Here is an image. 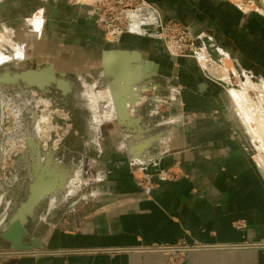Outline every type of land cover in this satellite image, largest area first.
I'll use <instances>...</instances> for the list:
<instances>
[{
  "label": "crops",
  "instance_id": "1",
  "mask_svg": "<svg viewBox=\"0 0 264 264\" xmlns=\"http://www.w3.org/2000/svg\"><path fill=\"white\" fill-rule=\"evenodd\" d=\"M76 1L20 0V31L33 37L21 34L15 42L24 56L0 64L33 62L44 68L32 80L56 75L70 95L81 84L90 113L88 136L68 147L73 173L54 166L37 174L40 188L8 221L13 199L0 198V264H264V169L229 87L195 58L168 54L154 10L131 12L127 30L107 33L95 9ZM146 1L165 21L214 39L236 80L264 79L263 15L232 0ZM31 15L43 16L37 30ZM104 85L106 93L97 90ZM255 95L262 110L261 92ZM108 125L113 130L103 135ZM85 174L96 186H76ZM140 177L151 182L149 191ZM33 192H45L37 205ZM181 241L193 246L176 254L159 248ZM21 252L33 257L16 259Z\"/></svg>",
  "mask_w": 264,
  "mask_h": 264
},
{
  "label": "rangeland",
  "instance_id": "2",
  "mask_svg": "<svg viewBox=\"0 0 264 264\" xmlns=\"http://www.w3.org/2000/svg\"><path fill=\"white\" fill-rule=\"evenodd\" d=\"M67 1L78 2L76 0H66V2ZM80 1L82 3L90 4L91 6L92 3H97L95 0ZM232 1L240 5L244 11L249 13L255 12L264 16V0ZM70 3L68 2L69 5H72ZM115 3H117L115 0H103L101 3V10H96L98 17L102 14L108 19L109 15H105V13H109L110 7L114 9V14L117 15V13H120L123 4ZM92 8L94 7L92 6ZM2 11L3 14L6 12L9 13V17L6 16V14L2 15ZM21 20L24 22V19L21 18ZM30 21L34 24V27L37 30L43 25V16L36 15L33 17L31 15ZM36 21H39L38 26L36 25ZM29 27L32 28V24H30ZM12 28L16 29L15 33L11 30ZM20 29V0H0V48H3V51L6 54L1 49L0 53L8 56L9 59L10 56H13L15 53L18 55L16 49L17 46L20 47L19 50L21 49V46L15 41L20 42L23 36H26L25 39L28 38L27 40L33 37L28 30L26 31L27 33H25L20 31ZM109 32L110 29H108L107 33ZM13 35L16 36L14 39H12ZM39 35H41V33H38L37 36ZM59 37L60 39L62 38L61 36ZM30 41H32V39ZM13 49H15L16 52H14ZM217 50H222L221 52H224L227 55L222 58L224 65H226V67L224 66V69L218 62H214L213 65L208 66L205 61H202L207 56L206 54L201 53L198 55V59L195 57L193 58L196 59L205 74H207L209 68L213 72H219L216 73V76L229 83L228 87L231 93L235 89L246 91V93L243 92L242 94V105L244 107L243 109L250 116L248 119L252 118L253 124H250V120L248 121V119H245L246 117H243L234 101L233 103L245 124L248 133L255 141L260 154L264 151V148L261 147V144H264V123H260L262 120L264 121V111H262L264 110V107L261 110L257 104L255 91L259 90V92H261L262 98H260V103H264V79L258 80L257 77L254 76L252 80L245 79L244 77L236 80L233 74H230L229 63L225 60L229 56L228 53L219 47ZM21 51L20 54L24 56V51L22 49ZM57 51L61 52L62 49L58 48ZM20 54L17 57H21ZM9 59H6L5 61H8ZM35 66L36 65L33 64V62L26 63L23 61H10L7 64L0 66V76H3L2 73L6 71L20 73L27 69H36ZM47 66L48 65H46V67ZM21 78L22 77L16 81H8L0 78V198L5 194L6 197H11L13 199L10 214L7 215V221L10 220L12 215L16 212L17 206L21 205L22 202L28 199L31 191V184L35 180L37 174H45L47 169L54 168V166L57 169L62 168L67 170V172L73 173L74 168L71 166L74 162L71 160L72 152L68 150V147H71L70 142L76 137L79 138L81 135L85 137L88 136V128L87 124H85V120L88 115L90 116V113L86 111V106H88L86 103L87 96L82 94L86 92V88L81 84H77L76 89L74 90V95H70L67 94L64 89L62 90V88L56 83L38 87L25 81L26 79L21 80ZM57 81L59 83L60 79L57 78ZM59 84L66 86L62 83ZM107 88L108 86L104 85L98 87L97 90L106 93ZM111 90L112 89L109 87V91ZM238 100L240 104L241 100ZM72 107L78 109V112H76L75 115L68 112ZM258 117L260 119H258ZM111 126L108 125V127L106 126L107 128L103 129V135L110 134V131L113 130ZM115 130L119 131L118 128H115ZM99 134H102L100 129L97 130L96 135ZM257 136L262 138V143H260L261 140L258 139ZM76 148L79 153L81 150L79 143L76 144ZM51 154L52 157L59 159L60 164H57L52 160L51 156H49ZM259 154L258 161L260 158ZM75 163L78 164V160L75 161ZM45 175L48 176L47 173ZM85 176L86 174L84 175V178L79 177L76 184L77 187H79L80 184V187H82L84 184L83 189L85 188L88 190V188L90 189L92 186H96L97 182L93 180L95 177H93L92 174H88L87 177ZM84 180L86 181L85 183ZM137 184L143 188V186L138 183V179ZM78 189L80 188L76 189L78 194L73 195V197L80 194V190ZM49 201L50 196H47L45 202L48 203ZM1 212H3V209H0V219L5 218V215ZM47 227L48 225H45L44 231ZM186 245L193 246L192 244L184 243L183 241L177 244H166L162 246H178L181 248ZM15 257L16 259L19 257H33V254L29 252H21L20 254L16 253Z\"/></svg>",
  "mask_w": 264,
  "mask_h": 264
},
{
  "label": "built area",
  "instance_id": "3",
  "mask_svg": "<svg viewBox=\"0 0 264 264\" xmlns=\"http://www.w3.org/2000/svg\"><path fill=\"white\" fill-rule=\"evenodd\" d=\"M97 1L92 3L95 11L101 10V3L103 0H95ZM117 3L115 4H123L121 6L122 11L120 13L114 14V9L112 7L109 8V13H105V15H109V18L106 19L104 15H99L98 24L99 26L105 30L106 32L110 29V32L113 31H125L129 26V19L131 12L134 11H142L144 9H152L158 13V20L155 23L156 27V35L163 41L164 46L171 56L182 57V56H191L198 59V55L205 52L202 47L195 46L193 40L194 36L189 32V30L180 22L177 21H165L157 9L151 5L146 0H115ZM96 3V4H95ZM103 8V7H102ZM108 8V7H107ZM204 58V61L208 64V66L213 65V61L210 55ZM246 77L252 78L253 75L247 74ZM138 183L143 186L145 191H149L152 188L151 182L146 177L137 178ZM250 246V245H248ZM257 246V245H256ZM261 246H264L262 244ZM191 246L186 245L184 247H170V246H160V250L168 251L172 254H176L177 252L188 250Z\"/></svg>",
  "mask_w": 264,
  "mask_h": 264
},
{
  "label": "bare ground",
  "instance_id": "4",
  "mask_svg": "<svg viewBox=\"0 0 264 264\" xmlns=\"http://www.w3.org/2000/svg\"><path fill=\"white\" fill-rule=\"evenodd\" d=\"M36 24L38 25L39 24V21H36ZM14 47H16V46H14ZM16 49H17V53H18V55L17 56H19V54H20V50H19V47L17 46L16 47ZM217 49H218V47H217ZM221 53V54H220ZM20 56H21V54H20ZM183 57V56H182ZM225 57V54L223 53V52H221V50H217V60H219V61H217L218 63H220V65L222 66V68L224 69V66L226 67V65H224V63H223V61H222V58H224ZM6 59H9V57L8 56H5L4 54H2V53H0V61L1 62H4ZM202 61H204V60H202ZM50 69H52V67H50ZM41 70V69H40ZM39 69H37V70H29V71H23V73H15V74H13L12 73V75L11 74H8V73H6L5 75H3V76H0L1 77V79H4V80H8V81H16V80H19L20 79V77H22L21 78V80H24V79H26L25 81H27V82H29L30 84H36V85H38V86H40V87H42V86H44V85H47V84H49V83H51L52 81H56V82H58L57 81V76L56 75H53L54 76V78H49V79H47L46 81H42V82H36V80L34 81V80H32V78H31V75H32V73L31 72H35V71H40ZM53 70V69H52ZM209 72H211V74L214 76V77H216V78H219L218 76H216L217 74L216 73H219V72H213V71H211L210 70V68H209ZM4 74V73H3ZM23 74V75H22ZM226 78V77H225ZM0 79V80H1ZM34 79H37L38 80V78H34ZM219 79H221V78H219ZM223 80V79H222ZM39 81V80H38ZM223 81H226V80H223ZM6 83V82H5ZM42 83H43V85H42ZM220 84H222L223 86H226L225 84H223V83H221V82H219ZM62 86V85H61ZM243 92H245L246 93V91H240V90H238V89H235L234 91H232V98H233V101H234V103L236 104V106L239 108V111L241 112V114L243 115V117L245 118V119H248V117H250L249 115H248V113H246V111L243 109L244 107H243V103H242V100H241V98H242V94H243ZM238 99H240L241 100V102H240V104H239V100ZM114 100H115V104L117 105V107H118V105H119V101H118V97H114ZM258 119H260L259 117H258ZM250 120V121H249ZM262 120V119H261ZM248 121H249V123L250 124H253V122H252V118H250V119H248ZM260 121V120H259ZM260 123H264V121L262 120ZM254 129V128H253ZM262 134V133H261ZM257 138L258 139H260L261 140V143H262V138H260L259 136H257ZM263 138H264V136H263ZM262 146V148H264V144H261ZM264 150V149H263ZM263 152V154L262 155H260V165L263 167V169H264V151H262ZM61 182H63V181H61ZM37 185V186H36ZM32 187V189H34V190H38V188L37 187H39L40 188V185L38 184V183H33L32 185H31ZM35 186H36V188H35ZM43 187H41V190H43L42 189ZM34 193V192H33ZM45 198V192H41V193H34V194H32L31 196H30V201L31 202H33V204H35V205H37L41 200H43Z\"/></svg>",
  "mask_w": 264,
  "mask_h": 264
},
{
  "label": "water",
  "instance_id": "5",
  "mask_svg": "<svg viewBox=\"0 0 264 264\" xmlns=\"http://www.w3.org/2000/svg\"><path fill=\"white\" fill-rule=\"evenodd\" d=\"M193 42H194L195 46L202 47V49L205 51V52H203V54L210 55L213 62L219 61V60H217V44H216V41L214 39H211V37L209 35L195 37ZM174 59H176L175 56H174ZM207 75L209 77L215 79L216 81L225 84L227 87L229 86V83L223 81L222 79L214 77L211 74V72L208 71ZM20 231L22 232V224H21V222H20Z\"/></svg>",
  "mask_w": 264,
  "mask_h": 264
},
{
  "label": "flooded vegetation",
  "instance_id": "6",
  "mask_svg": "<svg viewBox=\"0 0 264 264\" xmlns=\"http://www.w3.org/2000/svg\"><path fill=\"white\" fill-rule=\"evenodd\" d=\"M6 62V61H5ZM1 63H4V62H1ZM0 63V64H1ZM42 68V67H41ZM41 68H39V69H41ZM29 70H33V69H27V70H25V71H29ZM34 70H37V69H34ZM21 73H23V71L21 72ZM52 83H56V84H58V82H54V81H52ZM33 85H36V84H33ZM37 86V85H36ZM38 87H40V86H38ZM37 116V115H36ZM47 197V196H46Z\"/></svg>",
  "mask_w": 264,
  "mask_h": 264
}]
</instances>
